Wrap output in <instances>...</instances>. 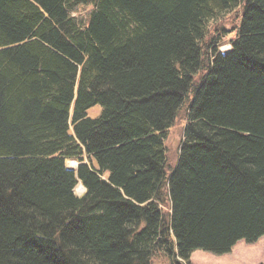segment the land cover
Instances as JSON below:
<instances>
[{
    "label": "trees",
    "instance_id": "1",
    "mask_svg": "<svg viewBox=\"0 0 264 264\" xmlns=\"http://www.w3.org/2000/svg\"><path fill=\"white\" fill-rule=\"evenodd\" d=\"M239 8L221 52L209 25ZM263 236L264 0H0V264H192Z\"/></svg>",
    "mask_w": 264,
    "mask_h": 264
},
{
    "label": "rangeland",
    "instance_id": "2",
    "mask_svg": "<svg viewBox=\"0 0 264 264\" xmlns=\"http://www.w3.org/2000/svg\"><path fill=\"white\" fill-rule=\"evenodd\" d=\"M84 11V10H83ZM85 12V11H84ZM242 19V8H239L227 14L223 18L212 21L209 25V34L206 39L208 44H211L212 37L220 38L219 50L228 52L231 50V40L236 36V30L239 27ZM203 75V73H202ZM201 75V76H202ZM200 78V77H198ZM189 102L181 108L179 114L168 130L166 146L169 159V171L172 170L178 161L180 147L184 139V131L187 123V110ZM102 111L101 106H95L89 110V116L97 117ZM71 169H76L78 162L71 160L67 162ZM83 190L79 184L76 188V193L81 195ZM165 212L170 213V204L165 205ZM171 260L163 253H158L152 259V264H170ZM192 264H263L264 263V236L258 241L248 243L246 240H240L227 254H214L204 250H196L191 256Z\"/></svg>",
    "mask_w": 264,
    "mask_h": 264
},
{
    "label": "built area",
    "instance_id": "3",
    "mask_svg": "<svg viewBox=\"0 0 264 264\" xmlns=\"http://www.w3.org/2000/svg\"><path fill=\"white\" fill-rule=\"evenodd\" d=\"M82 188H83V190H85V188H84L83 186H82ZM84 192H85V191H84ZM84 192H83V193H84Z\"/></svg>",
    "mask_w": 264,
    "mask_h": 264
}]
</instances>
